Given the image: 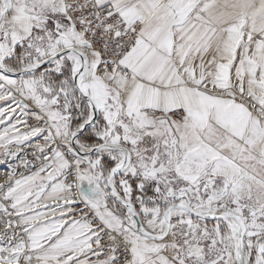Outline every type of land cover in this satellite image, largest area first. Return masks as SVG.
<instances>
[{
  "label": "snow or ice",
  "instance_id": "snow-or-ice-1",
  "mask_svg": "<svg viewBox=\"0 0 264 264\" xmlns=\"http://www.w3.org/2000/svg\"><path fill=\"white\" fill-rule=\"evenodd\" d=\"M0 264H264V0H0Z\"/></svg>",
  "mask_w": 264,
  "mask_h": 264
},
{
  "label": "bare ground",
  "instance_id": "bare-ground-1",
  "mask_svg": "<svg viewBox=\"0 0 264 264\" xmlns=\"http://www.w3.org/2000/svg\"><path fill=\"white\" fill-rule=\"evenodd\" d=\"M4 169V170H2ZM7 169L6 168H0V178L3 181L5 179V173H6Z\"/></svg>",
  "mask_w": 264,
  "mask_h": 264
},
{
  "label": "rangeland",
  "instance_id": "rangeland-1",
  "mask_svg": "<svg viewBox=\"0 0 264 264\" xmlns=\"http://www.w3.org/2000/svg\"><path fill=\"white\" fill-rule=\"evenodd\" d=\"M0 159H2V158H0ZM2 170H4V169H2ZM0 181H2L1 178H0Z\"/></svg>",
  "mask_w": 264,
  "mask_h": 264
}]
</instances>
